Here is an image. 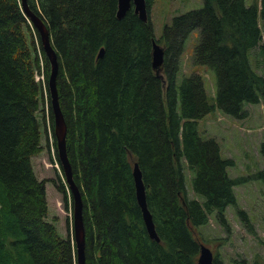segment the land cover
<instances>
[{
    "label": "trees",
    "instance_id": "1",
    "mask_svg": "<svg viewBox=\"0 0 264 264\" xmlns=\"http://www.w3.org/2000/svg\"><path fill=\"white\" fill-rule=\"evenodd\" d=\"M20 1L0 0V264H77L72 239L46 220L45 182L32 166L43 148L37 112L44 95L60 161L49 61ZM26 1L57 53L66 151L83 202L86 264H197L204 244L198 226L216 211V221L229 231L224 210L237 205L234 186L245 179L229 176L233 158L221 155L214 138L199 135L198 121L217 108L242 118L245 103L264 104V75L249 59L254 50L264 58V0H202L174 15L158 38L149 14L153 0H146L147 21L133 5L118 17V0ZM195 28L201 36L191 60L214 74L213 102L201 74L177 79ZM35 41L46 86L35 80ZM153 41L163 47L161 74L152 65ZM259 150L264 157V141ZM135 164L158 239L150 236L135 195ZM185 166L202 200L188 195ZM254 175L264 183V167ZM66 186H59L64 193ZM237 213L255 233L248 213L239 207ZM213 261L228 264L218 253ZM233 264L259 262L237 258Z\"/></svg>",
    "mask_w": 264,
    "mask_h": 264
},
{
    "label": "rangeland",
    "instance_id": "2",
    "mask_svg": "<svg viewBox=\"0 0 264 264\" xmlns=\"http://www.w3.org/2000/svg\"><path fill=\"white\" fill-rule=\"evenodd\" d=\"M254 1L256 0H245V4L250 5ZM201 5L202 0H153L149 14L155 36L158 38L162 35L164 26L170 23L174 15ZM200 36L199 28L193 29L187 36L177 79L180 80L184 75L194 72L201 74L209 101L213 102L216 92L214 74L205 65L194 64L191 60ZM35 43L41 66L40 73L36 74L39 75V80L44 82V61L38 44L36 41ZM249 59L251 65L264 75V58L254 50ZM161 71L160 68L158 72L161 74ZM41 84L44 86L43 83ZM47 105L44 95L41 97L37 112L43 148L32 157L31 161L37 179L45 182L48 206L46 220L55 225L61 236H69L74 243L70 192L67 186L66 193L59 187L62 184L66 185V180L57 161ZM244 108L247 110V115L242 118L232 117L217 108L198 121L199 135L203 139L214 138L219 143L221 155L233 158L234 164L227 167L229 176L245 177L242 182L234 186L237 205L229 204L224 210L229 231L216 221V211L211 213L208 223L198 226V231L202 233L204 245L208 246L213 254L218 253L226 263L233 264V259L245 258L250 263L256 259L259 264H264V183L254 175L258 169L264 167V157L259 150L260 143L264 141V104L263 102L245 103ZM185 173L188 195L202 200V197L198 196L191 187L190 170L186 166ZM237 207L248 213L255 233L249 232L244 225L237 213Z\"/></svg>",
    "mask_w": 264,
    "mask_h": 264
},
{
    "label": "water",
    "instance_id": "3",
    "mask_svg": "<svg viewBox=\"0 0 264 264\" xmlns=\"http://www.w3.org/2000/svg\"><path fill=\"white\" fill-rule=\"evenodd\" d=\"M21 2H22L23 11L28 16L33 27L39 34V39L42 48L49 61L50 69H49L47 86L50 94V103L53 113L54 135L56 139L58 158L72 197L73 232H74L73 235H74L77 264H86L85 233H84L83 216H82L83 202H82L81 192L73 179L71 165L66 151V123L64 120L63 113L61 111L58 88H57V73H58L57 53L52 46L50 33L48 28L46 27V24L37 14H35L33 11H31L28 8L26 0H21ZM131 5H133L134 11L138 14V16L142 20L144 21L148 20V9H147L146 0H118L117 16L118 17L123 16L125 11ZM102 51L103 50L101 49L99 55L102 54ZM152 55H153L152 65L154 68L158 69L163 62V47L159 45L156 41H153ZM133 175L135 179L136 196L142 210L143 219L146 228L151 237L158 239L151 214L147 207L145 186L143 184L141 172L137 164H135L134 166ZM197 264H215L213 261L212 250L204 244H201L200 246V252L197 257Z\"/></svg>",
    "mask_w": 264,
    "mask_h": 264
},
{
    "label": "built area",
    "instance_id": "4",
    "mask_svg": "<svg viewBox=\"0 0 264 264\" xmlns=\"http://www.w3.org/2000/svg\"><path fill=\"white\" fill-rule=\"evenodd\" d=\"M40 71H41V68H40L36 73L39 74ZM36 73H35V79L38 80L39 82H41V80H39V75H37ZM42 74H43V73H42ZM43 75H44V74H43ZM41 77H42V75H41ZM41 83H43V85H44L45 80H44V82H41Z\"/></svg>",
    "mask_w": 264,
    "mask_h": 264
},
{
    "label": "bare ground",
    "instance_id": "5",
    "mask_svg": "<svg viewBox=\"0 0 264 264\" xmlns=\"http://www.w3.org/2000/svg\"><path fill=\"white\" fill-rule=\"evenodd\" d=\"M21 2V1H20ZM49 92V91H48ZM50 96V95H49ZM133 175V174H132ZM136 195V194H135ZM72 206H73V203H72ZM178 206V205H177ZM72 211V210H71ZM72 214H73V211H72ZM139 229V228H138ZM137 232V231H136Z\"/></svg>",
    "mask_w": 264,
    "mask_h": 264
}]
</instances>
